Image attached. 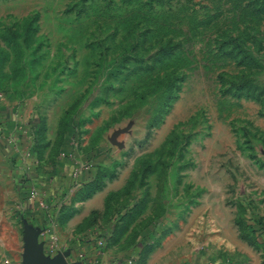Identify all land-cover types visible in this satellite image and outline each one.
<instances>
[{"label": "rangeland", "instance_id": "obj_1", "mask_svg": "<svg viewBox=\"0 0 264 264\" xmlns=\"http://www.w3.org/2000/svg\"><path fill=\"white\" fill-rule=\"evenodd\" d=\"M26 224L75 264H264V0H0L18 252Z\"/></svg>", "mask_w": 264, "mask_h": 264}, {"label": "water", "instance_id": "obj_2", "mask_svg": "<svg viewBox=\"0 0 264 264\" xmlns=\"http://www.w3.org/2000/svg\"><path fill=\"white\" fill-rule=\"evenodd\" d=\"M39 231L26 224L23 264H70L64 254L52 258L45 253L43 242L39 241ZM75 264V263H72Z\"/></svg>", "mask_w": 264, "mask_h": 264}, {"label": "crops", "instance_id": "obj_3", "mask_svg": "<svg viewBox=\"0 0 264 264\" xmlns=\"http://www.w3.org/2000/svg\"><path fill=\"white\" fill-rule=\"evenodd\" d=\"M16 234L15 228L7 227L5 231L0 229V264H22V252H18V249L14 244H8L5 242L6 239L9 241V238H5V235H11L14 238ZM10 243V241H9ZM46 253V252H45ZM47 254V253H46ZM48 255V254H47ZM21 258L19 259L18 258ZM49 256V255H48ZM73 256V254L71 255ZM76 260L68 261L70 264L75 263ZM98 261H94L97 264ZM108 264V263H107ZM111 264V263H110Z\"/></svg>", "mask_w": 264, "mask_h": 264}, {"label": "trees", "instance_id": "obj_4", "mask_svg": "<svg viewBox=\"0 0 264 264\" xmlns=\"http://www.w3.org/2000/svg\"><path fill=\"white\" fill-rule=\"evenodd\" d=\"M28 213H29V215H31L29 217L32 219V221L35 222V220H33L34 218H32L33 217L32 214H30V212H28Z\"/></svg>", "mask_w": 264, "mask_h": 264}, {"label": "built area", "instance_id": "obj_5", "mask_svg": "<svg viewBox=\"0 0 264 264\" xmlns=\"http://www.w3.org/2000/svg\"><path fill=\"white\" fill-rule=\"evenodd\" d=\"M33 195L35 196V194H33ZM34 196H33V197H34ZM41 205H43V202H41Z\"/></svg>", "mask_w": 264, "mask_h": 264}]
</instances>
